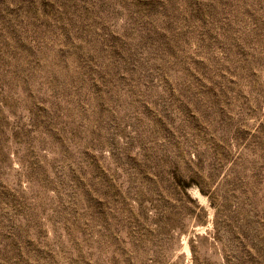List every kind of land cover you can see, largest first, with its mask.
I'll return each instance as SVG.
<instances>
[{"label":"rangeland","instance_id":"374dc122","mask_svg":"<svg viewBox=\"0 0 264 264\" xmlns=\"http://www.w3.org/2000/svg\"><path fill=\"white\" fill-rule=\"evenodd\" d=\"M0 264H264V0H0Z\"/></svg>","mask_w":264,"mask_h":264}]
</instances>
